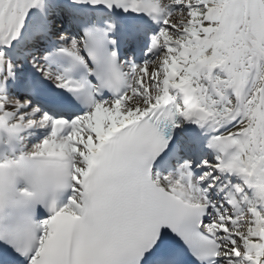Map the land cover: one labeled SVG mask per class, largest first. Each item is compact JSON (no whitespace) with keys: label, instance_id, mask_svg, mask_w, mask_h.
I'll use <instances>...</instances> for the list:
<instances>
[{"label":"snow or ice","instance_id":"1","mask_svg":"<svg viewBox=\"0 0 264 264\" xmlns=\"http://www.w3.org/2000/svg\"><path fill=\"white\" fill-rule=\"evenodd\" d=\"M0 264H264V0H0Z\"/></svg>","mask_w":264,"mask_h":264}]
</instances>
